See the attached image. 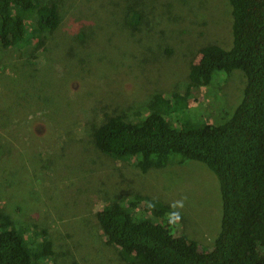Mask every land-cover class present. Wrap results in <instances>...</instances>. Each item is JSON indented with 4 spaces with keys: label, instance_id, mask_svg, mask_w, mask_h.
Returning a JSON list of instances; mask_svg holds the SVG:
<instances>
[{
    "label": "rangeland",
    "instance_id": "1",
    "mask_svg": "<svg viewBox=\"0 0 264 264\" xmlns=\"http://www.w3.org/2000/svg\"><path fill=\"white\" fill-rule=\"evenodd\" d=\"M34 1L56 2L61 19L55 31L32 39L34 13L26 14V38L0 45V215L23 228L34 246L44 230L53 254L41 264H137L119 256L96 212L127 197L126 208L143 217L145 202L133 199L136 194L169 204L186 197L174 229L211 247L221 198L204 163L173 156L143 173L137 156L99 150L93 131L111 115L135 121L150 111L175 128L182 112L192 122L226 119L242 95L238 70L193 85L182 112L155 99L184 94L202 46L230 43L229 2Z\"/></svg>",
    "mask_w": 264,
    "mask_h": 264
},
{
    "label": "trees",
    "instance_id": "2",
    "mask_svg": "<svg viewBox=\"0 0 264 264\" xmlns=\"http://www.w3.org/2000/svg\"><path fill=\"white\" fill-rule=\"evenodd\" d=\"M227 1L232 14L230 43L202 46L184 94L172 92L171 97L155 99L166 109L182 112L193 85L210 83L216 73L229 75L238 70L244 76L242 95L226 119L192 122L187 114L182 112L179 119L176 113L180 125L175 128L161 112L150 111L135 121L111 115L93 131L99 150L112 156H137L143 173L160 169L177 156L204 163L217 180L220 229L207 249L177 232L176 224H169L170 204L163 200L134 195L139 204L145 202L143 217L126 208L127 197L99 209L96 218L102 233L117 247L119 256L131 263L264 264V0ZM31 13L32 39H41L59 26L61 17L54 1L0 0L2 47L26 38L25 15ZM148 211L154 218L147 216ZM41 233L42 241L34 246L23 228L0 215V264H41L53 254L51 239L44 230Z\"/></svg>",
    "mask_w": 264,
    "mask_h": 264
},
{
    "label": "clouds",
    "instance_id": "3",
    "mask_svg": "<svg viewBox=\"0 0 264 264\" xmlns=\"http://www.w3.org/2000/svg\"><path fill=\"white\" fill-rule=\"evenodd\" d=\"M185 200H186V197H182L180 200L173 201L169 205V208L171 209V211H169L166 214V218H167L169 224L175 225L181 221V219H182L181 212L178 211L177 209H183ZM148 206L150 208H155V203L149 202Z\"/></svg>",
    "mask_w": 264,
    "mask_h": 264
}]
</instances>
